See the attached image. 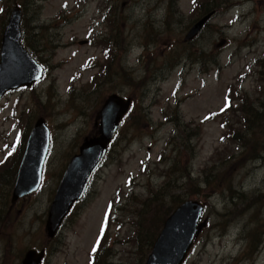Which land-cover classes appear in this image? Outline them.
Instances as JSON below:
<instances>
[{"label": "rangeland", "instance_id": "374dc122", "mask_svg": "<svg viewBox=\"0 0 264 264\" xmlns=\"http://www.w3.org/2000/svg\"><path fill=\"white\" fill-rule=\"evenodd\" d=\"M21 1V42L43 73L30 87L0 99V162L5 161L0 264H20L26 250L42 246L47 249L42 264H87L119 188L127 197L115 205L101 255L105 264H144L150 251L137 244L134 215L150 191L161 195L169 163L184 145L180 162L188 164L191 177L212 176L223 189L208 197L201 183L191 195L195 188L185 178L170 189L172 196L207 203L204 217L210 225L182 264H264V0H219L220 7L191 41L184 35L201 17L194 0H0V12ZM104 16H113L112 27ZM106 49L114 53L111 60L106 61ZM104 63L108 73L100 77ZM110 93L131 97L127 123L120 124L84 197L49 238L45 220L55 189L83 137L94 133L95 117ZM227 97L232 103L225 107ZM245 103L260 113L258 121L248 123ZM38 117L50 132L41 182L36 191L12 201L18 165ZM235 130L244 143L231 137ZM163 149L164 163L157 160ZM171 195L163 211L171 207ZM153 226L158 232L162 228ZM246 233L263 238L252 259L245 253Z\"/></svg>", "mask_w": 264, "mask_h": 264}, {"label": "water", "instance_id": "95a60500", "mask_svg": "<svg viewBox=\"0 0 264 264\" xmlns=\"http://www.w3.org/2000/svg\"><path fill=\"white\" fill-rule=\"evenodd\" d=\"M213 14L211 11L197 19L188 28L184 40H193ZM21 18L22 9L14 4L0 40V99L10 90L30 87L43 73L42 66L21 42ZM131 105V97L117 93H110L104 99L95 117L94 133L83 137L55 189L45 220V232L49 238L57 234L73 205L84 196ZM49 140L50 132L44 119L36 118L18 165L12 201L38 188ZM204 211L205 204L200 200L186 199L180 203L164 220L144 264H182L195 239L207 225ZM44 257L45 249L31 248L26 250L20 264H42Z\"/></svg>", "mask_w": 264, "mask_h": 264}, {"label": "trees", "instance_id": "16d2710c", "mask_svg": "<svg viewBox=\"0 0 264 264\" xmlns=\"http://www.w3.org/2000/svg\"><path fill=\"white\" fill-rule=\"evenodd\" d=\"M24 1V0H23ZM25 2V1H24ZM24 2H20V3H16L19 6H21L22 4H24ZM194 6L195 8L201 9V11L199 12L200 16L209 13L211 11H213L214 13L216 12V10L220 7V2L219 0H194ZM9 7L7 8H1V12H0V39H1V34H2V30L6 23L7 20V15H9L10 12ZM199 16V17H200ZM105 20L108 21V24L110 27H112L115 23V19L109 16H104ZM23 24H25L26 22V18H24L23 20ZM31 29H34V27H31ZM116 29L113 31H110V34L113 36V34L115 33ZM32 34V33H31ZM23 36V35H22ZM32 36H34L32 34ZM106 40H110L109 36L107 38H105ZM34 41H36L37 39L34 38ZM110 47H113V45L111 43H108ZM28 48L32 49V52L36 51L35 48L33 46L30 45V43L28 44ZM34 50V51H33ZM105 56H106V61L107 60H111L114 57V53L112 51H108L107 49L105 50ZM95 60V59H94ZM92 60V61H94ZM92 61H89L86 63V65L83 67L84 70H89L91 65H92ZM108 67L109 65L104 63V65H102L100 67V77H105V75L108 73ZM93 78V76H92ZM96 78L94 77L92 79V84L95 83L96 84ZM73 80V79H72ZM71 88V86H69V89ZM230 94H232V90L230 91ZM226 103L227 106L231 105L232 101L230 98L227 97L226 99ZM246 103L244 104L243 109L246 112H249L251 114V116L247 117V121L248 123H253V121H258L259 118L261 117L260 113L258 111L253 110V108L251 107H245ZM222 112L225 111V107L221 108ZM131 112V108L128 111V113L126 114V116ZM126 116L123 118L122 122H121V126L125 125L126 122ZM135 126V125H134ZM136 127V126H135ZM237 133V134H236ZM120 134L119 131L116 132L114 138L112 139L111 143L109 144L108 148H111V144L112 142H114V140L118 137V135ZM231 137H235V140L237 141H241L244 143L243 139L241 138V135L239 132H236V130L232 133ZM165 148V147H164ZM184 148H187L185 145L181 148L176 150V155L175 157H173L170 161V165L168 166L167 170H166V176H167V180L161 185V188L163 189V191L161 192V195H158L156 193H153L152 191H150V193H152V195L150 197L147 198V200H144L142 205L140 206V209L137 210L135 216L136 221H134V227H135V236H136V240H137V244L143 245L142 243H144L145 245L148 246V251H150L152 244L154 242V240L156 239L157 235H158V230L154 229L153 227H150L151 224H156L157 227L161 226L162 221L164 222V217L167 215H169L171 213V209L177 207L180 203H182L184 200L181 199V197H176V196H172L171 195V188L175 187V185L178 183V181L182 180V179H186L188 185H192L195 189L194 192L190 193L191 195L198 193V191L201 189L199 187V185L202 183L204 185V189L207 190V193L205 194V196H210L212 195L214 192H217L218 190H220L219 186H221V190L223 189V185L218 182H216L213 178H211L212 176H208V175H203V177L201 179L199 178H192L191 175L189 174V169H188V164L187 163H181L180 162V157L183 154ZM157 160H161L162 163L165 162L164 159V149L163 151H161L158 155V159ZM229 158L224 157L223 158V164L228 162ZM5 163V161H1L0 162V166L3 165ZM145 164H147L146 162H144ZM16 164V163H15ZM215 165V162L213 164H211V167ZM143 167H146V165L143 164ZM6 169V168H5ZM144 172V171H142ZM185 172H187L185 174ZM127 185H130V183H127ZM167 186H170V188H167ZM132 189V187H131ZM152 188H149V190H151ZM87 191V190H86ZM117 199L115 201V195L113 199H110L109 202V206H108V210L106 211L107 213L103 216V224L101 225L103 227V234L101 235V233L97 234L98 237L96 238V242L94 244V246L96 247V251L93 252L92 249L89 252V259H88V263L87 264H96V262L100 261L101 264H105L106 261L104 259V257L101 255V241L103 238V235H105L107 233V230L110 227V221H113L111 219L112 217V213L115 210V205H117L120 201L121 198H126L123 197V190L121 188H119L117 190ZM125 194V193H124ZM236 194L238 196H240L239 198L241 199H246L247 196L243 193V192H236ZM172 196L171 199V207H169L168 209L163 211V207L165 202H167V197L168 196ZM84 197V196H83ZM201 202H204L205 204V211L207 208V203L204 200H200ZM80 202V201H79ZM76 202L75 204L79 203ZM151 212L147 213L145 212V206L151 205ZM72 210L69 212L68 215H70L72 213ZM117 211V209H116ZM163 214V218H160V216ZM67 215V216H68ZM106 215H107V219H106ZM151 216V217H149ZM159 220V221H158ZM121 225V224H120ZM149 225L150 229H147V226ZM163 225V224H162ZM207 225H210L209 223H207ZM162 227V226H161ZM161 230V228H159V231ZM246 237L250 240V244L248 246V249L245 250L246 256L248 258H254V256L259 252V249L261 248L262 244H263V238L261 237L260 233H257L256 235H249L248 233H246ZM253 237L257 238L254 239ZM99 239V244H97V240ZM48 240V239H47ZM49 241V240H48ZM103 242V241H102ZM255 242V243H254ZM46 245V244H45ZM93 246V247H94ZM45 249V253H46V246H42L41 249ZM107 250V248H106ZM102 257V259H101Z\"/></svg>", "mask_w": 264, "mask_h": 264}, {"label": "snow or ice", "instance_id": "6c2138e0", "mask_svg": "<svg viewBox=\"0 0 264 264\" xmlns=\"http://www.w3.org/2000/svg\"><path fill=\"white\" fill-rule=\"evenodd\" d=\"M225 107H227V103L225 105ZM19 140V136H17V141ZM15 146H13L14 148ZM9 155H11V152H9ZM106 219H107V215H106ZM103 234V227L101 228V235ZM97 244H99V239L97 240ZM93 252L96 251V247L94 246L93 249H92Z\"/></svg>", "mask_w": 264, "mask_h": 264}]
</instances>
